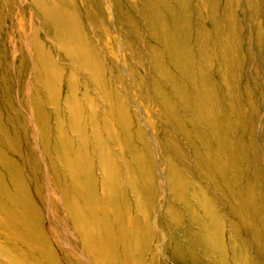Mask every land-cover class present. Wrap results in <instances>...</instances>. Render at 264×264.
<instances>
[{"label": "rangeland", "instance_id": "rangeland-1", "mask_svg": "<svg viewBox=\"0 0 264 264\" xmlns=\"http://www.w3.org/2000/svg\"><path fill=\"white\" fill-rule=\"evenodd\" d=\"M79 2L87 41L84 62L68 56L69 47L46 27L38 0H0V111H7L18 126L15 133L6 131L0 162L12 152L7 142L20 138L27 157L17 162L52 251L57 256L63 253L71 264H96L83 250L65 207L74 188L56 181V173L65 180L75 162L68 160L65 173L59 172L61 158L35 120L45 110L54 134L56 110L48 102L52 99L67 127L70 107L65 97L73 92L84 118L92 120L109 114L118 101L120 115L129 121L125 128L131 130L127 137L130 134L136 156L154 163L159 191L154 192L151 215L156 219L165 215L168 203L183 209L181 190L190 197L192 214L185 212L179 227L168 219L167 224L163 220L151 228L158 234L153 241L156 264H181L162 247L172 233L183 240L200 231L191 221L193 217L205 221L199 204L202 196L222 220L224 245L243 251L249 244L254 259L264 264V233L255 241L234 209L238 204L253 216L255 228L263 229L264 0H102L101 9L95 8L96 0ZM168 39L176 47H169ZM48 51L60 75L59 86L47 78L50 90L44 84ZM123 154L124 162L130 163V154ZM170 168L184 182L179 191L170 185ZM4 185L11 188L8 180L2 181L0 193ZM231 192L236 197L231 198ZM6 197L0 196V208ZM28 229L19 228L11 238L20 252L26 247L29 254L32 248L23 238L27 239ZM4 246L0 264L8 262L1 253ZM32 254L36 255L34 250ZM209 256L214 260L215 252Z\"/></svg>", "mask_w": 264, "mask_h": 264}, {"label": "bare ground", "instance_id": "bare-ground-1", "mask_svg": "<svg viewBox=\"0 0 264 264\" xmlns=\"http://www.w3.org/2000/svg\"><path fill=\"white\" fill-rule=\"evenodd\" d=\"M38 1L39 10L44 13L46 27L54 31L53 34L58 40L69 47L68 56L75 55L81 62H84L85 49H87L85 42L87 41L83 34L82 22L79 21L81 19L79 0ZM101 1L96 0V5L99 6H96V9L101 7ZM74 12H77L76 18H74ZM91 12L92 10L89 9V15H87L92 20ZM95 19L98 23L99 20ZM167 43L169 47H176L173 40L168 39ZM50 55L48 51L45 57L47 76L44 84L46 89L49 88L48 80L50 79H47L49 76L57 86L60 80L57 72L59 69ZM97 84L104 89L105 84L102 78L97 79ZM67 85V89L69 88L72 92L74 90L72 83L69 85L68 82ZM49 100L48 102L53 103L56 110L54 134L51 135L49 116L42 107L43 112L41 113H45V116L41 118V113H39L35 120L40 124L44 140L48 143L52 139L53 150L59 161L61 158L62 166L58 167L59 172L65 168L68 160L75 162L74 169L77 170V174H74L73 169L65 181L63 174L60 176L56 173V181L74 188V195L65 201V207L72 214V224H75L74 230L78 233V239L83 241V250L94 258L96 264H156L158 255L154 250L156 246L153 241L158 234H155L151 228L155 227L154 224H164L163 220L167 224L168 219L174 220L173 225L179 227V221L185 216V212L192 214L189 212L191 204L189 195L182 192L183 190L178 192L183 209L180 210L168 203L167 213L165 212V215H160L156 219L155 215H151L155 204L152 202L154 192L159 191V183H156L157 179L154 176V163L150 160L151 158L146 157L145 160H141L137 157L138 155L136 156V149L132 145L130 134L127 137L129 133L127 131H131L128 127L129 121L125 114L120 115L118 101L113 103V110L106 116L101 115L103 117L100 116L98 121L89 117L84 118L75 94L73 92L67 94L65 103L70 107V113L67 127H64L60 113L57 112L58 104H55L52 99ZM71 100L74 101L73 104L70 103ZM10 116L7 111L6 113L0 111V147L3 151H5L3 144L6 143L1 141H4V137L8 135L6 131L11 133L18 131V126L14 127ZM4 121L8 126L3 124ZM125 125L128 126L125 128ZM101 130L104 131V136ZM7 145L13 146L9 147L12 152L0 162V182L8 180L11 185V188L4 185L5 191L0 193V196L2 194L7 196L4 200L5 207L0 208V247L3 245L10 247L9 251L7 246H4L1 252L2 256L7 258L6 264H62L63 262L71 264L70 260L67 261L64 258L63 253L57 256L52 251L42 231V225L39 224L38 211L33 206L25 187L23 171L18 163L19 160L27 157V152L21 148L20 138L15 142H7ZM124 151L130 154V160H132L130 163L124 162ZM16 155H19L18 159ZM170 171L173 177L170 179V185L177 190L182 188L181 185L184 182L179 180L174 170L170 168ZM63 172L65 173V169ZM229 195L231 198L236 197L234 192ZM199 204L205 221L200 217H193L191 223L200 228V231L195 234L190 233L189 237L183 240L172 233L169 235L168 244L166 243L162 249H170L171 258L181 264H259L252 256L249 244L244 246L243 251L229 243L224 245L222 220L220 219V222L215 212L211 210L206 197L202 196ZM238 207V204L234 207L238 220L243 228L254 237V240L259 242L261 233H264V225L261 231L256 229L252 223L253 216H248L243 208ZM223 222L225 223L226 220ZM229 223L232 229V221ZM19 228H29L26 233L27 239L25 236L21 237L31 246L32 249L29 250H34L35 256L32 251L29 254L26 253L24 251L26 247H23V251L20 252L21 249L12 243L11 237L16 235ZM213 252L216 257L211 260L209 254ZM262 253L264 255V252ZM262 259L264 260V257Z\"/></svg>", "mask_w": 264, "mask_h": 264}]
</instances>
